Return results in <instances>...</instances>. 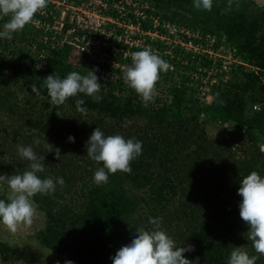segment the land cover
I'll return each mask as SVG.
<instances>
[{"label": "trees", "instance_id": "trees-1", "mask_svg": "<svg viewBox=\"0 0 264 264\" xmlns=\"http://www.w3.org/2000/svg\"><path fill=\"white\" fill-rule=\"evenodd\" d=\"M148 1L154 6L157 12L155 14L159 13L171 22L191 30L200 29L204 33L214 34L218 39L224 37L237 50L238 55L257 70L245 72L239 68L234 71L226 84L211 88L210 103L194 98L195 90L184 86L186 79L181 80L180 87L170 85V94L166 96L170 98L167 104L163 103L158 107L152 105L150 100L145 102L125 81L127 66L124 70L119 68L114 71L116 80L104 79L100 71L96 72L102 84L97 94L101 99L85 94L68 98L64 105L77 112L80 111L75 101L83 99V107L87 111L80 113H96L119 122L143 120L150 126L164 127L169 135L166 134L158 144H151L145 154L158 165L162 178L160 184L154 182L152 174H147V169H143V156L137 159L135 156L131 161V171L109 174L106 185H86L84 202L78 208L74 204L65 203L63 194L58 193L57 189L54 193L36 194L32 198L44 210L46 218L44 229L38 233V240L44 248L55 251L60 264H64L66 259L75 264H112L115 251L136 234L137 227L129 225V218L134 215L141 202L147 203L137 195H130L127 183L137 189L148 186L155 197L150 198V202L160 205L164 203L162 207L167 205L171 196H178L177 183L165 164L170 163L168 161L173 150L181 154L190 146L197 145L192 139L198 120L205 118L218 126L231 125L234 130L248 133L255 143L264 144V83L261 78L264 75V6L261 5V10L253 12L251 6L255 3L251 0H213L212 9L208 11L195 8L194 0ZM8 19L7 16L0 18V26ZM29 32L30 28L26 25L19 34L14 33L13 37H18L27 44L30 43L26 38ZM2 42L0 76L26 75L32 89L40 96L50 98L44 83L47 75L54 73L64 78L71 71L81 74L88 72V69L74 66L73 62L68 61V47L58 50L45 48L49 51L45 68L31 70L30 66L22 64L23 57L27 55L25 48L10 52L8 39H2ZM6 51L15 54L16 58L8 57ZM80 64L86 65V60L83 59ZM168 76L163 70L159 74L163 80ZM178 76L179 73L176 72L171 75L170 80ZM158 85L159 82L156 81L155 86ZM154 100L158 101L157 98ZM257 104L260 105V110L249 114L247 107L250 105L251 109ZM88 129V125L82 120L70 125V130L84 137ZM146 165L150 166V163ZM252 171L264 176V151L256 152L242 163L239 175L225 191L214 193L213 197L206 196L210 208L208 215L190 232L187 240L177 243V246L194 245L195 251L184 253L186 258L195 260L199 257V264H227L233 247L241 246L240 229H248V225L239 214V202L242 198L237 190L240 180ZM39 175L45 177L44 172ZM208 185L209 182L202 185V188L207 190ZM202 188L200 192L203 194ZM0 199L7 197L0 194ZM247 251L250 255L258 256L256 264H264V255L256 253L253 246ZM15 254L16 250L12 245L0 240V257Z\"/></svg>", "mask_w": 264, "mask_h": 264}, {"label": "rangeland", "instance_id": "rangeland-1", "mask_svg": "<svg viewBox=\"0 0 264 264\" xmlns=\"http://www.w3.org/2000/svg\"><path fill=\"white\" fill-rule=\"evenodd\" d=\"M251 1L255 3L251 6L253 12L264 6V0ZM20 32L21 30L16 33ZM0 43H3L2 39ZM8 45L10 52L25 48L27 55L23 57L22 64L30 66L31 70H38L37 60L28 43L13 37L8 39ZM2 51L0 48V52ZM9 51L5 54L16 58ZM26 78L24 74L0 76V175H12L26 170L29 162L19 157L17 146L32 144L34 139L39 138L41 144L34 145V150L38 155L45 156V177H63L65 183L58 184L56 189L63 194L65 203L74 204L78 208L84 202L85 186L96 185L93 180L94 172L102 166V163L86 155V142L93 128L98 126L105 135L121 134L125 139H141L143 152L134 158L143 156V169H147V174H152L154 182L160 184L162 178L158 165L145 154L151 144H158L166 134L169 135L164 127L150 126L143 120L119 122L96 113H80L64 104H53L50 98L36 93ZM261 78L264 83V75ZM113 79L116 80L115 76ZM154 90L158 95L150 99L152 105L160 107L169 102L170 98L166 97L167 88L154 87ZM154 98L158 101L155 102ZM257 106L260 110V105ZM259 110L250 109V105L247 107L249 114ZM80 120L85 121L89 127L85 137L70 130V125ZM197 123L192 139L197 145L190 146L181 154L173 150L168 161L170 163L165 164L177 183L178 196H171L167 205L162 207L164 203L160 205L150 202V198L155 197L148 186L137 189L132 188L130 183L126 184L130 195H137L147 202H141L134 215L129 218L130 226L142 225L151 229L154 225L149 223V218H161V227L176 244L187 240L190 232L210 211L206 196L213 197L212 194L225 191L239 175L242 163L264 146L255 143L245 131L234 130L231 125L218 126L205 118ZM69 136L75 137L74 143L69 142ZM55 148L60 149V159L55 155ZM186 154L187 157L184 156ZM207 182L209 189L204 190L202 185ZM196 188L199 191H194ZM201 188L204 190L203 194L200 192ZM10 191L7 183L0 181V194L8 198ZM33 206L35 214L31 224H21L15 233L0 225V240L9 243L16 250L13 256L0 257V264H57L55 251L44 248L38 240V233L45 227V212L34 202ZM247 232L248 229L241 228L239 237L241 246L250 250L252 241L247 238Z\"/></svg>", "mask_w": 264, "mask_h": 264}, {"label": "clouds", "instance_id": "clouds-1", "mask_svg": "<svg viewBox=\"0 0 264 264\" xmlns=\"http://www.w3.org/2000/svg\"><path fill=\"white\" fill-rule=\"evenodd\" d=\"M47 4L48 0H0V18L9 17L0 26V39H12L14 33L23 30ZM212 6L213 0H194V7L197 9L210 11ZM168 67L169 62L163 55L146 47L132 53V63L126 67L124 79L147 102L152 99L160 72ZM44 83L51 102L56 105L64 104L68 98L79 94L101 99L97 94L102 84L96 70L88 69L87 74L71 71L64 78L53 73L46 76ZM75 103L78 111H87L83 107V99H77ZM68 140L74 143L75 137L69 136ZM46 143L53 148L47 141ZM40 144L41 140L36 138L32 144L18 145L19 157L29 162L27 169L21 173L0 175V181L6 182L11 190L7 199H0V225L12 233L21 224L32 223L35 214L32 198L36 194L54 193L58 184L65 183L63 177L42 178L39 175L45 170V156L38 155L34 145ZM142 145L141 139H125L121 134L105 135L100 127L94 128L86 142V155L102 163L94 172V183L97 186L106 185L109 174L131 171V161L143 152ZM54 151L60 159V149L55 148ZM261 151H264V146H261ZM239 183L237 194L242 198L239 202V214L248 225L247 238L252 241L256 253L264 255V176L252 171ZM149 223L154 227H137L136 234L115 251L112 264H199V257L190 260L184 255L195 251L194 245L177 246L175 240L161 227V218L150 217ZM257 259L258 256L250 255L244 247L234 246L227 264H256ZM64 264L75 262L66 259Z\"/></svg>", "mask_w": 264, "mask_h": 264}, {"label": "built area", "instance_id": "built-area-1", "mask_svg": "<svg viewBox=\"0 0 264 264\" xmlns=\"http://www.w3.org/2000/svg\"><path fill=\"white\" fill-rule=\"evenodd\" d=\"M155 13L148 0H48L47 7L27 24L26 38L38 69L45 68L49 54L45 48L68 47V61L74 66L100 71L110 80L115 70L131 65L132 53L146 47L156 50L168 60L169 67L163 71L169 76L159 77L154 87L167 88L169 95L170 85L180 87L186 79L184 86L195 90L196 99L205 103L211 102V88L226 84L234 71L257 70L224 37L191 30ZM176 72L179 76L171 81ZM153 93L158 95L156 90Z\"/></svg>", "mask_w": 264, "mask_h": 264}, {"label": "water", "instance_id": "water-1", "mask_svg": "<svg viewBox=\"0 0 264 264\" xmlns=\"http://www.w3.org/2000/svg\"><path fill=\"white\" fill-rule=\"evenodd\" d=\"M258 3V2H257Z\"/></svg>", "mask_w": 264, "mask_h": 264}]
</instances>
